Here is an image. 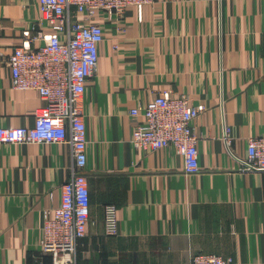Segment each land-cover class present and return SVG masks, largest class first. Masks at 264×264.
I'll return each instance as SVG.
<instances>
[{
    "label": "crops",
    "instance_id": "0c3cea01",
    "mask_svg": "<svg viewBox=\"0 0 264 264\" xmlns=\"http://www.w3.org/2000/svg\"><path fill=\"white\" fill-rule=\"evenodd\" d=\"M37 0H0V125L31 126L44 105L15 89L7 57L36 26ZM95 75L87 81L90 216L77 264H189L194 253L264 264V171H242L264 134V0H156L102 19ZM38 43V42H37ZM168 90L205 110L193 121L199 170L187 174L173 147L142 152L130 143L131 108ZM67 144H0V264H50L39 251L44 212L61 201L70 176ZM117 206L118 233L106 235L103 208Z\"/></svg>",
    "mask_w": 264,
    "mask_h": 264
},
{
    "label": "built area",
    "instance_id": "2783aa9c",
    "mask_svg": "<svg viewBox=\"0 0 264 264\" xmlns=\"http://www.w3.org/2000/svg\"><path fill=\"white\" fill-rule=\"evenodd\" d=\"M156 0H37L39 16L35 27L7 57L11 85L36 90L44 105L34 111L31 126H1L0 144H67L71 150L70 176L61 185L60 204L44 212L39 251L50 264H77V249L87 234L90 190L87 166V130L83 111L87 81L97 72L98 46L104 38L102 19L123 16L128 6L138 10ZM38 42V43H37ZM204 104L190 103L187 95L163 90L144 105L131 108L142 116L132 129L130 143L142 152L173 147L183 158L187 174L199 170V137L193 121ZM223 134L229 154L242 171H264V134L247 139L246 155L230 149L231 127L223 119ZM106 235L118 233L117 206L103 208ZM231 256L194 253L189 264H234Z\"/></svg>",
    "mask_w": 264,
    "mask_h": 264
}]
</instances>
